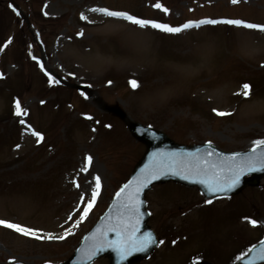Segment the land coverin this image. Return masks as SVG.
Instances as JSON below:
<instances>
[{"label":"rangeland","instance_id":"rangeland-1","mask_svg":"<svg viewBox=\"0 0 264 264\" xmlns=\"http://www.w3.org/2000/svg\"><path fill=\"white\" fill-rule=\"evenodd\" d=\"M11 1L0 0V218L42 238L1 226L0 264H63L128 178L145 147L108 105L179 144L264 141V33L219 23L172 34L93 11L181 28L203 15L264 23V0ZM261 183L211 203L196 188L155 186L147 205L163 243L140 264H233L264 237Z\"/></svg>","mask_w":264,"mask_h":264},{"label":"snow or ice","instance_id":"snow-or-ice-1","mask_svg":"<svg viewBox=\"0 0 264 264\" xmlns=\"http://www.w3.org/2000/svg\"><path fill=\"white\" fill-rule=\"evenodd\" d=\"M232 2L238 3L239 0H232ZM155 7L162 8V5L156 4ZM167 12V9H163ZM93 11H100L110 17L115 18H122L125 20L130 21L133 24H136L142 28L151 26L152 28L158 29L163 32L178 34L184 29H188L191 27H198L199 24L193 25L191 22L186 23L183 27H172L168 24H161L155 23L153 21L137 19L134 16H131L124 12H114L108 11L107 9H93ZM85 18V17H82ZM200 24H218L224 23L228 25H233L236 27H243L246 29H255L264 32V25H258L254 23H248L243 20L237 19H228V20H207V21H200ZM10 43V41H9ZM132 86L138 87V84L135 80L131 81ZM243 88L245 89L244 95L249 96L251 92V86L249 84H244ZM16 115L20 116L23 114V110L21 109L19 101L16 103ZM219 115H225V113H218ZM91 119V117H88ZM24 123L23 120L20 121ZM33 135L39 137V139H43L39 133L33 132ZM258 146L264 145V141H257ZM253 156L247 158L243 163L237 165L235 168L229 167L227 174H225L224 169L217 168L215 165H210L207 161H199L197 160L196 163L184 166L182 168L183 171L186 173H194L195 175L201 176L200 183L206 184L210 191L218 192V191H230L235 188L239 182L241 175L244 174L245 170L247 171H256L258 168L264 169V153H261L259 156H256V149H253ZM89 163L91 162V157L87 158ZM163 167V165H161ZM158 177L157 171H151L145 178L138 180L135 182V188L127 193V198L125 203L122 205L124 208V212L117 218V222L115 224L110 225L105 231L98 230L97 234H93L92 237L89 239L92 241L91 245L88 249L82 250L85 251V255L89 261L93 259V257L101 251H104L106 248H112L116 251L121 259L126 258L133 252H140V251H147V249L154 244L156 241L152 237L151 234H147L142 238L137 235L138 228H139V203L138 200L140 190L147 186V183L153 179ZM187 179V175L184 177ZM96 187L99 189L101 187L99 177H96ZM132 187L131 185H126L125 189ZM125 189H122L121 192H124ZM99 195V191H94L91 196V200L87 204V208L90 210ZM121 193H117V199H120ZM211 203V201H208ZM88 215V211L83 213V217ZM82 217V219H83ZM133 218H135V223H132ZM253 226H256V222L253 220L251 221ZM0 226H3L8 229H12L19 234H22L26 237H31L35 239H41V236L36 235V230L24 227L19 224L11 223L8 221L0 220ZM115 232L117 239L115 240H108L107 239V232ZM70 234V233H68ZM66 236H59L54 237L49 235L47 239H59L63 240ZM163 243V241H160ZM261 259H264V249H262Z\"/></svg>","mask_w":264,"mask_h":264},{"label":"water","instance_id":"water-1","mask_svg":"<svg viewBox=\"0 0 264 264\" xmlns=\"http://www.w3.org/2000/svg\"><path fill=\"white\" fill-rule=\"evenodd\" d=\"M165 142H162V143H156L155 144V146H156V148H157V146L158 147H160L161 145H163ZM168 145V144H167ZM154 146V144H152V147ZM168 146H170L171 147V145H168ZM164 147H166L165 145H164ZM172 148V147H171ZM153 149V148H152ZM197 152H199L200 153V156L202 157L203 155H204V153H207L206 152V150L205 149H197L194 153L193 152H187V151H184V150H178V152H177V154L178 155H185V156H187V155H194V154H196ZM204 152V153H203ZM264 170V169H263ZM257 171V170H256ZM256 171H254V172H256ZM255 174V176H258V174L259 173H254ZM169 176H171V175H167V176H164V177H169ZM198 176V175H197ZM199 177V179L197 180V181H193V182H199L200 181V179H201V176H198ZM154 180H157V178H154ZM166 180H168V179H166ZM191 182V181H190ZM192 183V182H191ZM206 185V184H205ZM149 186V183H148V185H147V187ZM140 213H141V208H140ZM140 216V215H139Z\"/></svg>","mask_w":264,"mask_h":264}]
</instances>
